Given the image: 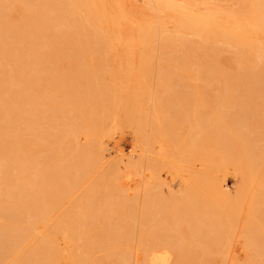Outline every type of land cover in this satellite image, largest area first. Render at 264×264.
Masks as SVG:
<instances>
[{"label":"bare ground","instance_id":"obj_1","mask_svg":"<svg viewBox=\"0 0 264 264\" xmlns=\"http://www.w3.org/2000/svg\"><path fill=\"white\" fill-rule=\"evenodd\" d=\"M144 2V9L140 11L138 8L141 21L138 24L132 22L130 31H127L129 35L124 37L119 29L125 25V30L128 21L133 18L127 13L130 11L125 10L124 0H0V264H62L61 261L68 264H98L97 260L101 263V259H104L102 264H170L173 258L176 259L175 264H208L209 259L204 257H209V254L204 255V248H208L207 252H211V255H220L219 260L220 257L223 259V255L228 253V242L241 232L244 235H239L245 238L244 246L249 256L246 262L264 264V197L261 198L264 196V161L259 164V176L255 179L252 177L260 156L264 155V100L260 98L262 94L259 93V96L257 93L264 90V0ZM9 7H16V11L22 8L20 12H24V15L19 12L20 16L11 18ZM13 8H10L11 11ZM186 34L195 35L200 40L191 42L184 37ZM260 36L261 40L258 39ZM155 40L157 43L153 48V45H148ZM23 41L25 48L22 49ZM216 42L234 48L233 55H236L233 58L238 60L240 74L237 76L241 81L236 75V79H233L231 76L234 75H229V71L227 75L223 74L225 68L221 66V69L218 61L219 64L215 63L217 55L214 58L213 54L217 49ZM116 45L121 46L126 59L122 57L121 72L134 68L130 74L138 70L143 73L149 71V75L151 70L158 67L154 65L156 68L151 69L152 60L156 57L163 60L160 61L163 66L157 68L160 74L162 70V76L158 78L155 71L150 82L158 91L162 80H169L171 68L176 74L178 68L180 71L182 69V73L178 72L184 78H194V74L199 80L200 73L189 68V63H199L195 60L206 68L202 69V73L219 66V71H215L216 77H223V81L210 86L214 91L210 97L212 91H207L210 87L202 91L194 89L197 92L193 95L195 91L192 90L189 95H183L181 90L186 85H181L178 87L181 89L178 97L183 95V98L180 96L183 100L179 99L183 103L180 106L175 104L176 109H170L169 99L157 94L162 91L163 96L164 87L156 94L154 89L153 93H149L151 91H147L148 88H144L146 84L142 83L141 91H136L139 85L136 89L133 87L136 92L127 87L133 92L129 96L131 93L126 91L129 98L124 104V86L118 87L115 83L118 68L115 67L117 71L113 68L114 74H106L109 72L107 62L111 60L110 54ZM147 45L151 46V52L146 49ZM133 46L138 47H134L138 51L135 66L130 60V56L131 59H134L132 55L135 56L131 53ZM29 50L33 53L39 51L42 60L34 62L30 57L33 53L29 52V56L26 53ZM84 51L87 56L83 55L79 65L69 69L73 67L75 58H79V53L83 54ZM178 52L184 55H178ZM26 55L28 59L25 58L20 64ZM193 56L195 59L192 63L190 60ZM203 56L204 60H201ZM248 56L251 64L247 62ZM55 57L56 62L58 58H70L72 64L64 68L69 70L67 73L59 72L53 61ZM175 67H178L176 71ZM17 70L19 74H16ZM167 73H170L169 77L165 76ZM206 73L201 74V80L210 84L212 81ZM104 74L109 78L112 75L113 81L117 78L114 81L116 85L106 84L108 77L104 79ZM12 77L15 82H12ZM141 81L145 82L143 79ZM135 83L137 85L139 81ZM168 85L175 88L173 83ZM172 87L167 88L169 93L176 91ZM53 89L57 95L62 94L58 103H55L57 100L50 101ZM150 94H153L152 98H149ZM146 95L150 105L143 103L146 102ZM154 95L159 97L155 98ZM41 97L45 100L40 106ZM242 99L244 103L240 102ZM193 100L194 107L190 110L193 113L197 111L200 101L206 105L217 100L219 108L233 109L215 113L212 111L213 103H210L213 109L207 112L208 115L201 116V124L194 121L196 115L193 118L190 116L193 120L189 122L194 123L191 127H195L196 131L191 132L192 135L189 134L190 138L188 136L186 140V134L180 137L183 129L180 131L179 125L180 121L184 123L182 119L186 120V108ZM116 101L121 103V107ZM245 103L248 106H244ZM120 112V122H127L125 124L131 126L134 140L130 139V145L132 143L138 149L134 159H131V155L130 160L125 157L127 148L122 140L118 139L110 146L111 141H106L113 136L110 135L111 121L115 122ZM14 116L23 122L24 127L21 125L18 128L20 123L11 120ZM53 119L59 120L58 124L55 120L56 126L51 123ZM76 132L84 136V144L75 142ZM250 133H253L252 137ZM21 134L28 137H21ZM210 140L213 150L208 148ZM72 145L71 152L74 154L70 153L73 155L71 157L69 151L66 153L65 150L71 149L69 146ZM34 146L43 147L44 151V156L36 153L40 157H34L37 160H31L28 155V150ZM46 152L48 156H45ZM102 153L112 155L111 158L114 156L111 164L105 163L106 159L101 161L102 157L99 160ZM212 157H217L218 163L222 161V172L219 170L221 164L218 165L215 160L213 164ZM97 158L108 165L109 174L107 171L105 173L107 179L95 174L98 171L94 172L96 176L91 174ZM225 164L227 168H224ZM167 173L170 175L169 183L163 176ZM131 178L134 183L124 188L121 180ZM80 182H85V185L82 190L79 188V192L75 191V194H79L78 198L75 196L77 199H71L66 207L54 210L52 207L64 199L61 197L69 195L67 200L73 198V192L69 194V191L81 187L77 185ZM247 184L253 185L252 189L261 193H258L259 200L256 195V201L254 198L251 200L252 197L246 199L248 204L252 201L254 209L250 210L251 206H246L247 201L243 202L251 214L246 220L247 211L240 212L247 214L246 222L243 220V226V221V224L239 221L243 229L236 234L233 223L236 219L232 220L239 207L243 206L241 199L246 195ZM5 196L6 199H3ZM50 209L52 212L58 211L57 214L48 216ZM39 223H44L41 236L32 232ZM85 229L93 230L90 232L92 234L88 236ZM57 234L66 245L62 252L61 247L56 245L58 239H54ZM119 241L127 244L128 249L121 250L117 244Z\"/></svg>","mask_w":264,"mask_h":264},{"label":"rangeland","instance_id":"obj_2","mask_svg":"<svg viewBox=\"0 0 264 264\" xmlns=\"http://www.w3.org/2000/svg\"><path fill=\"white\" fill-rule=\"evenodd\" d=\"M144 1H145V0H144ZM144 1H143V0H127V1L124 0V4H123V5H125L124 7L127 8V9H125V10H126V11L129 10L130 12L127 11V13H130V14H131V17H133V18H132V19L130 18V20L128 21V25H126V29H125V30H124L125 25H124V27L122 26L123 30H122V28L119 29V30H121L120 32H122V33H121L122 36H123V33H124V37L128 36L129 33H130V32H127V31H130L129 28H130L133 24L137 23L138 21H141L139 9H140V11H141L142 9H144V5H145V2H144ZM143 4H144V5H143ZM140 5H142L143 7L140 6ZM141 7H142V8H141ZM10 8H13V7H9V9H8V10H9V11H8V12H9V16H10V17L12 16L11 18L16 19L17 16H20V15H19L20 13H21L22 15H24V12H23V13L20 12V11L22 10V8L17 9V11H16V7H14L15 9L13 8L14 10H12V11H11ZM136 8H137V9H136ZM138 8H139V9H138ZM136 11H137V12H136ZM11 12H13V13H11ZM19 12H20V13H19ZM134 13H135V14H134ZM136 14H137V15H136ZM22 15H21V16H22ZM128 16H130V15H128ZM128 16H127V18L129 19ZM15 17H16V18H15ZM18 18H19V17H18ZM22 18H23V20L25 21L24 17H22ZM21 20H22V19H21ZM132 20H135V21H132ZM12 22H13V21H12ZM12 22H11V23H12ZM132 22H134V23L132 24ZM14 23H15V20H14ZM138 23H139V22H138ZM138 23H137V24H138ZM131 24H132V25H131ZM128 26H129V27H128ZM127 28H128V29H127ZM125 35H126V36H125ZM184 37H185L186 39H189L191 42H198V41L200 40L197 36L192 35V34H186ZM260 38H262V37L260 36L258 39L261 40ZM152 42H153V43H152ZM149 43H150V42H149ZM156 43H157V40H155V41H151V43L148 44V45H151V46L153 45V46H152V48H153L154 45H156ZM216 43H217V42H216ZM24 44H25V43H24V41H23V45L20 46V47L24 46V47H22V49L25 48V45H24ZM217 44H218V45L216 46L217 49H216V51H215L214 54H213L214 58H215V56L217 55V57H216V59H215V63H216V64H219V63H220V68H221V66H222L223 69L225 68L226 71H225V70H223V71L226 72V73L223 72V74L227 75V72L229 71L228 74L230 73V74L234 75V76H231V77H233V79H236V77L239 79L240 76H237V75L240 74V73H239V72H240V67H239L238 64H237V61H238L237 58H236V57H235L236 59L233 58V56L236 55V54L233 55V54H234V51H233L234 48H233V47H230V46H228V45H225V44L223 45V44H221L220 42L217 43ZM148 45L146 46V49H147V48L149 49V47H150V49L152 50L151 46H148ZM219 45H221V46H219ZM116 46H117V47H115V48H116L117 50L115 49V50L113 51V52H115V53L112 52V54H110L111 57H112V56H113V57H112V58H111V57L109 58V59H111V60H110V61L108 60V62H107L108 64H107V65L109 66V70H108L109 72H111V71H110L111 68H112V69H111L112 72H113V68H114V71H115V70L117 71L116 68H118V73H119V74L117 75V76H118V80H117V82L115 81L117 78H115V76H113V77L115 78L114 81H115V83H117V86H118V87L124 86V89H125V90H124V91H125V98H124L125 101H124V104L127 102L129 96L132 95V92H133V91H129V90H127V89H128L127 87H129L130 90H131V88H133V87L135 88L136 86L139 85V86H138L139 89H138V88H137V89L135 88V89H136V91H138V90L141 91V90L143 89V86H142V85L146 84V87L144 86V88H146V90H147V88H148L147 91H151V92H149V93H153L152 91L155 90L154 93L156 94V92H159V91L162 90V88L164 87V91H163V92H164V95L162 96V91H160V92L157 93V94H158L159 96L161 95V98H164V99H165V98H168V99H169V100H168V104H169V106H170V107H169L170 109H171V108H174V107H175L174 109H176L177 105H179V106L182 105V103H183V101H182L183 99H182V98H183V95H184L185 93L189 95V93H191V92H190L191 90H192L193 92H194L195 90H197V91H202L203 89H207V88H209L210 86L212 87V86H215V85L219 84V83L221 82V80L223 81V79H222L223 77L220 78V79H219V77H216L217 74H216L215 71H216V70L219 71V69H220L219 66H218L217 68L210 69L211 71H210V70L204 71V73L207 72V73H206V74H207L206 76L209 77L208 79H210V81H212L210 84H208L209 81H208V83H207V82L201 80V74H202V75L204 74V73H202V72H203L202 69L205 70L206 68L203 66V64H202V65L199 64L200 61H196V60L194 61L195 57L193 56L192 60H190V61H192V63H193V61H194V62H199V63H198V64L196 63L197 66H196V64L194 65V63H193V64H190V63H189V68H190L191 70L194 69V70L198 71V73H200V77H199L200 79L197 80L198 77H195L196 75H194V74H193V77H194V78H192V76H190L189 78H184V77H182V74H180V73H182V72H181L182 69H181V71H180L179 68H178V67H180L182 64H177V65H180V66L175 67V68H176L175 71H176L177 68H178V70L180 71V73H179L178 70H177V74H176V72L173 71L174 69L171 68V69H172V72H171L172 74L170 75L171 78L168 76L170 73H169V74H168V73L165 74V76L167 75L166 77H169V80H165V79L162 80V82H161L162 85H161V87H160V86L158 87V88H159V91H158V90L155 89V88H156L155 85H154V84H151L150 82H151L152 79H153V73L155 74V71H156V74H155V75H156L158 78L162 76V70L160 71L161 74L157 72L158 70H160V69H157V68L163 66L162 64H160V61H161L162 59H161V58H158V57H156V58L153 57V58H154L153 60L151 59V60H152V66H153V67H151V69L156 68L155 66H158V67H157L156 70H154V71L151 70L152 72L150 71V74H149V75H148L149 71H146V73H147V74H146V73H143L144 71H138L137 68H136L137 72H135V73H132V72H131V74H132V75H131V74H130V71H131V70H135L133 67L135 66V63H136V59H137V58H136V55H137V53H138V51H137L136 49H137L138 47H137V46H136V47L133 46V47H132V48H133V52H132V50H131V53H134V55H135V56L132 55V58H134V59H131V56H130V60L132 61V64L134 65V66L132 65L133 67L131 66L133 69H131V70H130V69H127V70H130V71H128V72H125V71H124V72H125V73H124V72H121L122 69L120 70V68H122V66H121V65H122V57H123V59H124L125 56L122 55V54H123V53H122L123 50H121V46H120V45H119V46L116 45ZM134 47H135L136 49H134ZM220 47H221V48H220ZM132 48H131V49H132ZM218 48H219V51H217ZM86 49H87V48H85V51L87 52L88 49H87V50H86ZM148 49H147V50H148ZM150 49H149V50H150ZM178 49H179V48H178ZM135 50H136V51H135ZM151 50H150V52H151ZM220 50H221V51H220ZM85 51H84L83 54H82V53H79L80 55L78 54V55H79V58L82 57V59H81V58L79 59L78 57H76V58H75V62H73V64L71 63L70 58L68 59V60H69V62H68V60H67L68 57H65L66 59H65V58H64V59H60V58H58V61H57V62H56L57 57H55V58H54L55 60H53V61H54V63H56V66L59 68V69H58L59 72H63V73H64V71H65V73H67L69 70L66 71V69H67L71 64L73 65V67H69V69L74 68L75 66H78L79 63L81 62V61H79V60H83V55L87 56V53H85ZM134 51H135V52H134ZM180 51H181V48H180ZM29 52L32 54L34 51H33V52H31L30 50H29V51H26L27 55L29 54ZM232 52H233V53H232ZM129 53H130V52H129ZM135 53H136V54H135ZM235 53H236V52H235ZM177 54L180 55V54H182V52H180V54H179V52H178ZM215 54H216V55H215ZM27 55L22 57V59L24 58V60H23V61L21 60V61L19 62L20 64L23 63V62L25 61V58L28 59ZM36 55H37V56H36ZM78 55H77V56H78ZM114 55H115V56H114ZM117 55H118V56H117ZM120 55H121V58H120ZM124 55H125V54H124ZM130 55H131V54H130ZM183 55H184V54H182V56H183ZM191 55H193V53H192ZM28 56H29V55H28ZM182 56H181V57H182ZM218 56H219V57H218ZM30 57L33 58L32 60H33L34 62H36L37 59H38V61L42 60V59H41V58H42V54H41L39 51H37V52L35 51V53H33L32 56H30ZM52 58H53V57H52ZM113 58H114V59H113ZM117 58H118V60H117ZM157 58L159 59V61L157 60ZM231 58H233L234 60H232ZM248 58H249V56H248ZM86 59H87V58H86ZM115 59H116V60H115ZM124 60H126V59H124ZM128 60H129V58H128ZM201 60H204V56H203V58H201ZM219 60H220V61H219ZM60 61H61V63H60ZM85 61H86V60H85ZM88 61H89V60H88ZM117 61H118L119 63H118ZM133 61H134V62H133ZM156 61H158V62H156ZM217 61H218L219 63H218ZM235 61H236V62H235ZM244 61L246 62L247 60H244ZM249 61H250V58H249V60H248L247 62H248V64H251ZM58 62H59V63H58ZM62 62H64V63H62ZM67 62H68V63H67ZM86 62H87V61H86ZM92 62H93V60H92ZM109 62L112 63V67H111V68H110L111 64H110ZM113 62H114V63H113ZM116 62H117V65H116ZM155 62H156L157 64H156ZM162 62H163V60H162ZM162 62H161V63H162ZM221 62H222V63H221ZM245 62H244V63H245ZM65 63H66V65L63 66L62 64H65ZM74 63H75V64H74ZM89 63H90V61H89ZM158 63L160 64V66L158 65ZM223 63H224V65H223ZM252 63H253V62H252ZM43 64H44V63H43ZM43 64H41V65H43ZM46 64H48V63H46ZM59 64H60V65H59ZM113 64H114V67H113ZM248 64H247V65H248ZM41 65H38V67L41 68V67H42ZM61 65H62V66H61ZM67 65H68V67H67ZM154 65H155V66H154ZM227 65H228V66H227ZM230 65H231V66H230ZM234 65H235V67L233 68ZM239 65H240V64H239ZM245 65H246V64H245ZM5 66H7V65H5ZM48 66H49V65H48ZM92 66H93V65H92ZM117 66H118V67H117ZM216 66H217V65H216ZM7 67H8V66H7ZM38 67H37V68H38ZM115 67H116V68H115ZM136 67H137V64H136ZM229 67H231V68H229ZM64 68H66V69H64ZM106 68L108 69V67H106ZM129 68H130V67H129ZM195 68H198V70L195 69ZM222 68H221V69H222ZM226 68H227V69H226ZM232 68H233V69H232ZM17 69L19 70L20 67L17 68ZM18 70L16 71V74H19L18 72H20V71H18ZM194 70H192V71H194ZM233 70H234V71H233ZM199 71H200V72H199ZM213 71H214V72H213ZM109 72H108V73L105 72V73H106V74H114V73H115V72H113V73H112V72L109 73ZM133 72H134V71H133ZM141 72L143 73V77H142V75H141V74H142ZM221 72H222V71H221ZM231 72H232V73H231ZM236 72H237V73H236ZM136 73H137V74H136ZM151 73H152V74H151ZM238 73H239V74H238ZM124 74L127 75V76H125V77L127 78V80H126L127 82L125 81V79H124V77H123ZM129 74H130V76H131L130 79H129V76H128ZM144 74L147 75V76L144 77V76H145ZM175 74H176V76H175ZM230 74H229V75H230ZM104 75H105V74H104ZM134 75H135L136 77H135ZM137 75H138L139 78H140V77H141V78L139 79V78L137 77ZM140 75H141V76H140ZM150 75H152V76H150ZM160 75H161V76H160ZM177 75H178V76H177ZM179 75H180V76H179ZM183 75H184V74H183ZM225 75H223V76H225ZM235 75H236V77H235ZM111 76H112V75H110V78H109V75H108V76H107V75L104 76V79H107V78H105V77H108V80H107L108 83H106V82H105V83H106V84H110V83H111V84H110L111 86L116 85V84L114 83V81H113V78H111ZM174 76H175V77H174ZM151 77H152V78H151ZM172 77H173V79H172ZM210 77L215 78V79H214V80H213V79L211 80ZM122 78H123V81H122ZM136 78H137V79H136ZM144 78H146V80H144ZM196 78H197V79H196ZM32 79H34L35 81H36V80L38 81V79H37L36 77H33ZM104 79H103V80H104ZM135 79H136V80H135ZM138 79H139V80H138ZM142 79H143V81H145V82H142V81H141ZM167 79H168V78H167ZM189 79H190V80H189ZM216 79H218V80H216ZM233 79H232V80H233ZM10 80H11V79H10ZM12 80H13V81H12ZM12 80H11L12 82H15V80H14L13 77H12ZM129 80H130V81H129ZM200 80H201V81H200ZM104 81H105V80H104ZM121 81H122V82H121ZM124 81H125V82H124ZM134 81H135V82H136V81H139V84L136 85V83H135ZM171 81H172L173 85L175 86V88L172 87V86H169V85H168V84H171V85H172V83H170ZM190 81H191V83H190ZM202 81H203V82H202ZM238 81H241V79H239ZM112 82H113V83H112ZM180 82H181V83H180ZM204 82H205V83H204ZM141 83H142V85H141ZM194 83H195L196 85H195ZM122 84H123V85H122ZM147 84H149V85H147ZM150 84H151V86H150ZM163 84H164V86H163ZM178 84H179V85H178ZM207 84H208V85H207ZM181 85H182L183 87H185L184 85H186V87H185V89H182V90L180 89L181 92H182V94H183V93H184V94H183V95L180 94L179 97H178V94L180 93V92H179V91H180L179 88L181 87ZM187 85H188V86H187ZM192 85H193V86H192ZM194 85H195V86H194ZM149 86H150V87H149ZM153 86H154V87H153ZM196 86H199L200 89H199L198 87H196ZM203 86H204V88H203ZM125 87H126V88H125ZM168 87H172V89H175L178 93H176V91H174V90H173V91H174L177 95H176L174 92L169 93V90L167 89ZM178 87H179V88H178ZM193 87H194V88H193ZM211 87H210V90L207 89V91H210V92L212 91V92H211L212 95H209V97L214 95V94H213L214 91L211 89ZM134 88H133V90L135 91ZM140 88H142V89H140ZM158 88H157V89H158ZM177 88H178V89H177ZM188 88H190V90H189ZM197 88H198L199 90H198ZM55 89H56V88H55ZM55 89H53L52 92H51V93H53V94L50 95V101H52V100H55V101H56V100H57L55 103H58V101H60V99L62 98V96H60V95H62V94H60V95L58 94L59 97H57L58 95H57V91H56ZM152 89H154V90H152ZM172 89H171V90H172ZM194 89H195V90H194ZM120 90H121V89H120ZM146 90H143V91L145 92ZM54 91H56L55 94H54ZM126 91L129 92V93H131V94H129V93L126 94ZM136 91H135V92H136ZM147 91H146V94L148 93ZM197 91H195L194 93H192V95H193V94H196ZM263 91H264V90L258 91V92H257L258 95H259V93H260V95H261V94L263 95V94H264ZM170 92H171V91H170ZM210 92H209V93H210ZM58 93H60V92H58ZM120 93H121V92H120ZM149 93H148L147 95H149ZM173 93H174V94H173ZM198 93H200V92H198ZM128 94H129V96H128ZM172 94H173V95H172ZM147 95H146V98H145L146 102L144 101L143 103H147V102H148L147 99H148L149 102H150V99H149V98H150V97L152 98V95H153V94H152V95L150 94L149 98H148ZM158 95H156V96H158ZM181 95H182V98L180 97ZM207 95H208V93H207ZM260 95H259V96H260ZM262 95H261V96H262ZM154 96H155V95H154ZM154 96H153V97H154ZM156 96H155V98H158V97H159V96H158V97H156ZM170 96H171V97H170ZM261 96H260V98H262L261 100H264V99H263L264 96H262V97H261ZM52 97H53V99H52ZM207 97H208V96H207ZM57 98H59V99H57ZM174 98H175V99H174ZM242 98H244V96H243ZM179 99H182V100H179ZM244 99H245V98H244ZM244 99H242L240 102H242ZM42 100H45V99H43L42 97L39 98V102H40L39 105H40V106L42 105V103H41V102H43ZM204 100H207V98H204ZM204 100H203V101H204ZM217 100H218V99H217ZM217 100H214V101L217 102ZM117 101H119V98L117 99ZM117 101H116V102H117ZM179 101H180V102H179ZM207 101H208V100H207ZM210 101H213V100H210ZM214 101H213V102H207V104L205 103L206 105H204V103H203L202 101H200L201 106L199 105L200 103H198V106H197V108L200 110V112H198L199 110L196 109L197 111H195L194 113H193L192 111H190V110H193V107H194L193 105H194V103H192V102H194V100L190 102L191 105H189V106L186 108V111H187L188 108H189V110H188L187 112L185 111V113H186V115H187L186 120H185V119L183 120V119L181 118L182 121H184V123H183V122L181 123V121H180V125H179L180 128H179V129H180V131L183 129V130H182L183 132H182V131L180 132V137H181V138H183V135H184V134H186V137H185V135H184V137H185L184 139H186L188 136H189V138H190V135H192L191 132L194 133V132L196 131V128H195V127L193 128V126L191 127V124H194V123L189 122V120L192 119L194 115H196V116H195V117H196V120H194V121H195V122H198V123L201 124V123H202V119H203V118L201 119V116L208 115L207 112H209V110L211 109V106H212L211 104H212V103H213L214 109L212 108L213 110H212V109H211V110H212V111H215V113H216L217 111L224 112V111L227 110V109H230V110L233 109V108H225V107H221V106H220V108H219V105H220V104H218L219 102L215 103ZM244 101H245V100H244ZM244 101H243V103H244ZM149 102H148V103H149ZM172 102H173V103H172ZM204 102H206V101H204ZM177 103H178V104H177ZM202 103H203V104H202ZM210 103H211V104H210ZM214 103H215V105H214ZM247 103L250 104V101H248ZM117 104H118L119 106L121 105V103H118V102H117ZM137 104H138V102L136 103V105H137ZM175 104H177V105H175ZM230 104L232 105V103H230ZM230 104H229V105H230ZM251 104L253 105V103H251ZM144 105L147 106L146 104H144ZM148 105H150V103H149ZM173 105H174V106H173ZM216 105L218 106V109L216 108ZM242 105H243V104H242ZM246 105H247V104L245 103L244 106H246ZM40 106H39V107H40ZM206 106H207V107H206ZM247 106H248V105H247ZM120 107H121V106H120ZM203 107H204V108H203ZM201 108H203V109L201 110ZM222 110H223V111H222ZM201 111H202V112H201ZM150 112H151V110H150ZM196 112H197V114H195ZM185 113H184V114H185ZM190 113H191V114H190ZM218 113H219V112H218ZM119 114L122 115L121 112H120V113H117V117H116L115 119H117L118 117H121V115H119ZM150 114H151V113H150ZM150 114H149V116H151ZM190 116H192V118H191ZM199 116H200V117H199ZM252 116H253V115H252ZM263 116H264V114H263ZM15 117H16V116H14V118H12L11 120H12V121H13V120H17V118H15ZM182 117H184V115H182ZM188 117H190V118H188ZM254 117L256 118V116H254ZM257 117H260V115L257 116ZM199 118H200V119H199ZM18 119H19V118H18ZM111 119H112V118H111ZM11 120H10V121H11ZM55 120H56V124H58L57 122H58L59 120H58V119H55ZM55 120H54V119L52 120V121H53V122H51L52 125L55 124V123H54ZM117 120H118L119 123L117 122ZM117 120H116L115 122H114V121H111V122H112L111 124H110V122L107 123L108 125L110 124L111 127H112L113 129H115V130H114L115 132H114V131L112 130V128L110 127V132H112V133H110V135L113 134V136H112V138H108V139H106V141H107V140L111 141V143H109V146H110V145L114 144V141L122 140L123 144H125V148H127V149L125 150V157H126L127 159L130 160V155H131V159H134V158L136 157V154H137L136 151H138V149H137V147H136L135 145H132V143H131V145H130V141L134 140V139L132 138L133 136H132L131 129H130L131 126H129L128 124H125V123H127V122H123V121L120 122V118H118ZM187 120H188V121H187ZM192 120H193V119H192ZM192 120H191V121H192ZM198 120H199V121H198ZM109 121H110V120H109ZM18 122L20 123L19 126H18V124H15L16 121H15V123H14V122H13V123H14L15 126L17 125L18 128H21V125H22L23 122L21 123L20 120H19V121L17 120V123H18ZM116 122L118 123V125H117ZM187 122H188V123H187ZM230 122H232V121H230ZM11 123H12V122H11ZM13 123H12V124H13ZM56 124H55V126H56ZM114 124H115L116 126H115ZM121 124H122V125H121ZM183 124H184V125H183ZM24 125H26V124H24ZM110 125H109V126H110ZM112 125H114V126H112ZM189 125H190V126H189ZM182 126H183V127H182ZM185 126H186V128H185ZM188 126H189V127H188ZM11 127H12V125H11ZM13 127H14V126H13ZM22 127H24V126L22 125ZM114 127H115V128H114ZM121 128H122V129H121ZM123 128H124V129H123ZM117 129H118V130H117ZM111 130H112V131H111ZM186 130L188 131V133H187ZM191 130H192V131H191ZM184 131H185V132H184ZM114 133H115V134H114ZM123 133H124V134H123ZM125 133H126V134H125ZM182 133H183V134H182ZM76 134L79 135V136H81L80 132H76ZM189 134H190V135H189ZM250 134H251V133H250ZM22 135H23V134H21V137H24V138H27V137H28V135H25L26 137H25V136H22ZM77 135H76L77 138H75V142L77 141L78 144H80V145H81V144H84V143H85V140H84L85 138H84V136L82 135L83 137L81 136V138H80V137L77 136ZM115 135H116V136H115ZM118 135H119V136H118ZM181 135H182V136H181ZM250 136L252 137V136H253V133H252ZM110 137H111V136H110ZM131 138H132V140H130ZM189 138H187V139H189ZM79 139H80V140H79ZM118 139H119V140H118ZM187 139H186V140H187ZM83 140H84V141H83ZM211 140H212V139H211ZM211 140L209 141V143L211 142ZM80 141H81L82 143H80ZM212 141H213V140H212ZM77 142H76V143H77ZM107 142H108V141H107ZM260 142L262 143V141H257V143L261 144ZM209 143H207V144L209 145L208 148L211 149V150H213V149H214L213 145H211V143H210V144H209ZM212 144H213V143H212ZM42 148H43V147H42ZM42 148H41L40 146H39V147H38V146H34L32 149H30L31 151H32V150H34V151L31 152L30 150H28L29 158H30L31 160H34L35 158L39 159L40 157H38V156H39V155L41 156V154H42V156H44V151H43ZM69 148H71V149H69V150L66 149L65 152H66V151H69L68 154L70 155V153H72L71 151H72L73 145H72V147L69 146ZM35 149H36V150H35ZM136 149H137V150H136ZM41 150L43 151V153L41 152ZM39 151H40L41 153H39ZM73 151H74V150H73ZM58 152H59V150H58ZM30 153H31V154H30ZM36 153H38L39 155L37 156ZM46 153H47V152H46ZM66 153H67V152H66ZM72 154H74V153H72ZM72 154H71V155H72ZM263 154H264V152H263ZM22 155L24 156L25 154L22 153ZM71 155H70V156H71ZM137 155H138V154H137ZM261 155H262V154H261ZM30 156H32V158H31ZM45 156H48V153L45 154ZM72 156H73V155H72ZM72 156H71V157H72ZM111 156H112V155H108V156H107L105 153H102V156L99 157V160L102 159L101 161L104 162V160L106 159V160H108V162H106V160H105V163H107V164H108V163L111 164V161H112L113 158H114V156H113L112 158H111ZM115 156H116V155H115ZM34 157H35V158H34ZM101 157H102V158H101ZM108 157H109V158H108ZM260 157H261V159L258 160L257 169L255 170V172L253 173V176H252L253 179H255V177H258L259 174H260V172H261V171L259 172V169H260V166H261V165H259V164H261V163L264 161V155H262V156H260ZM41 158H42V157H41ZM100 158H101V159H100ZM214 158H215V157H214ZM37 159H35V160H37ZM109 159H110V161H109ZM111 159H112V160H111ZM216 159H217V157H216L215 159H213V157H212L211 160L213 161V164H214V160H215L216 163H217L218 165H220L222 161L219 159L221 162L218 163L219 161L217 162L218 159H217V160H216ZM99 160H98V158H97L96 162L94 163V165H95L96 167L92 166V169H91V170H92L93 172H92V173L90 172V173L93 174V176H94L95 174H97L98 176H99V175L102 176V177H103L102 179H104V178L107 179L108 176H107V174H105V173L108 172V174H109V171L107 170V168H108L107 166H108L109 164L106 166V164H103V162H101V161H99ZM99 162L101 163L100 165H102V164H103V165H102V166L98 165ZM97 163H98V164H97ZM217 164H216V165H217ZM216 165H215V166H216ZM223 165H224V163H223ZM98 166H99V168H98ZM221 166H222V164L220 165V167H221ZM102 167H103V168H102ZM105 167H106V168H105ZM217 167H218V166H217ZM225 167L227 168V165H226V164H225L224 168H225ZM262 167H263V165H262ZM262 167H261V168H262ZM97 168H98V169H97ZM218 168H219V167H218ZM222 168H223V167H221V169H219L221 172H222ZM228 168H230V167H228ZM104 169H106V170H104ZM224 170L226 171V169H224ZM224 170H223V171H224ZM54 171H55V170H54ZM97 171H98V172H97ZM103 171H104V173H103ZM106 171H107V172H106ZM94 172H97V173L94 174ZM99 172H100V173H99ZM258 172H259V173H258ZM223 173L225 174V172H223ZM71 174L73 175L74 173L71 171ZM254 174H255L256 176H254ZM257 174H258V175H257ZM89 175H90V174H89ZM89 175H88V176H89ZM91 176H92V175H91ZM95 176H96V175H95ZM163 176H166V177H165V178H166V182L169 183V180H170V175H169V173H167L166 175L163 174ZM88 178H90V176H89ZM86 180H87V179H86ZM82 182H83V181H82ZM82 182H80V183L77 184V185H80L81 187H79V186L77 187V185H76L75 187H77V188L74 187L75 190H72V189H71L72 191H69V194H71V193L73 192V198H72V197H69L68 200H67L66 198L69 196V195H68V192H67V195H68V196L65 195V196L61 197V199H62V198H64V199H63V200H60V201H62V202H59V203H58V204H60V203H61V204H60V205L55 204V206L52 207V208H53L54 210H56V209H57V210H58V209L60 210L62 206H65V207H66L67 204L69 203V201H70L71 199H77V198H78L77 196H78L79 194H78V193L75 194V191H76V192H77V191L79 192V188H80V190L83 189V187H84L83 184H84L86 181H85L83 184H81ZM121 183H122L121 185H122L124 188H128V187H130V186L134 183V179L131 178V179L126 180V181L122 179V180H121ZM84 185H85V184H84ZM74 188H73V189H74ZM163 188H165V186H163ZM246 188L249 189V192H248L247 189H245V192L247 191L246 193H244V194H246V195H245L246 197L243 195V197H242L243 200L241 199V205H243V206H242V207H239V211H237V214H239V215L236 216V215H237V214H236V215H235L236 217L234 216V217H233V220H232V222H233V221L236 219L235 222H233V223L236 225V228H235V229L233 228L234 230L237 229V230H236V234H237L238 231H241V230L243 229V228H242L243 226H245V222H246V221H245L244 219H245L246 215L248 214L247 217H246V220H248V218H249L248 216H250V214H251V211L248 212L246 208L251 206V202H252V201H249V204H248V201H247V200H250L251 197H252L251 200H252L253 198H254L255 201L257 200L256 198H258V200H259V195H260V193H261L260 190H258V191L256 192L254 189H252V188H253V185H251V184H249V185L247 184V187H246ZM77 189H78V190H77ZM251 190H252V191H251ZM70 192H71V193H70ZM201 192H202V193H203V192L205 193V191H203L202 189H201ZM247 193H248V194H247ZM250 193H251V194H250ZM258 193H259V195H258ZM247 195L250 196V197H248ZM255 195H256V198H255ZM2 196H3V195H2ZM75 196H76L77 198H76ZM253 196H254V197H253ZM262 197H264V196H261V198H262ZM2 198H3V199H6V196H5V198H4V197H2ZM206 198H208V197H206ZM248 198H249V199H248ZM261 198H260V199H261ZM65 199H66L67 201H66ZM246 199H247V200H246ZM64 200H65V202H64ZM254 200H253V201H254ZM246 201H247L246 204H248V205H246L245 203H243V202H246ZM63 202H64V204H62ZM252 204H253V203H252ZM245 205H246L247 207H245ZM252 207H253V206L250 207V210H251V209H254V208H252ZM52 208H51V209H52ZM51 209H50V212H51V213L48 212V213H50L51 215L48 214V216H53V215H55V213L57 214L58 211L52 212ZM243 209H244V210H243ZM248 209H249V208H248ZM242 211H247V214H246L245 212H243V213H245V214H241ZM240 212H241V213H240ZM242 215H243L244 218L242 217ZM237 218L240 219V220H238ZM241 218H243V219H241ZM237 220H238V222H237ZM243 220H244L245 222H244ZM239 221H240L241 223H242V221H243V223H244V224L242 223L243 226H241L242 224H241ZM40 224H42V223H39L38 226H36L35 228H33V229H32V232L35 231L36 233H39V235L41 236V234H42L43 231H44V230L42 231V228H44V223H43L42 225H40ZM237 224H239V225H237ZM40 226H41V227H40ZM256 226H258V224H257ZM232 227H234V226H232ZM39 228H40V229H39ZM241 228H242V229H241ZM240 229H241V230H240ZM234 230H232V231H234ZM40 231H41V232H40ZM85 231L87 232V235H88V236H89L90 234H92V233H90V232H93V230H90V229H85ZM241 233L244 235L243 232H241ZM241 233H238L235 237L232 236L233 238H231V239H230V242H228V253L226 252V253H227L226 256L223 255V257H225V258H223V259H221L222 257H220V260H219V256H220V255H219V256H217L218 254H217V255H211V252H210V253L207 252V251H209V249H208L207 247H206L207 249L204 248V249H203V250H204V255H206L207 253L209 254V255H208L209 257H206L207 255L204 257V258H206V259H207V258L209 259V263H208V264H210V262H211L212 259H213V260H212V263H213V264H219V263H221V264H222V263H223V264H245V263H246V264H251V263H249V262H246V261H247V258L249 259V256H248L247 248H245L246 246H244V243H245V242L243 241V239H245V238H243V237H244L243 235H242V236L239 235V234H241ZM233 234L235 235V232H234ZM36 235H38V234H36ZM56 238L58 239V241H59V243H60V244H59L58 241H56V242L58 243V244H56V245H57L58 247H61V249H60V248H59V249H60L61 252H62V249H63L66 245H64L65 243H64L63 239L60 237V234H57L56 236H54V239H56ZM57 239H56V240H57ZM124 242H125V241H124ZM183 243H189V241H183ZM117 244H118V247H120L121 250H126V249H128V245L125 244V243H122V241H119ZM121 244H122L123 246H121ZM62 246H63V247H62ZM92 251H93V250H91L90 253H92ZM64 252H65V251H64ZM100 252H102V251H100ZM263 252H264V249H263ZM64 254H65V253H64ZM98 254H100V253H97V255H98ZM212 254H214V253H212ZM101 258H102V257H101ZM103 260H104V259H103ZM103 260L101 259V263L99 262V260H97V261H98L97 263H98V264H102V263L104 262ZM248 261H249V260H248ZM65 262H66V261H61L62 264H66V263L68 264V262H66V263H65ZM106 262H107V261H106ZM175 262H176V259L173 258V260H172V262H171L170 264H175ZM218 262H219V263H218ZM250 262H251V261H250ZM57 263L60 264V262H56L55 264H57ZM212 263H211V264H212ZM105 264H106V263H105Z\"/></svg>","mask_w":264,"mask_h":264}]
</instances>
